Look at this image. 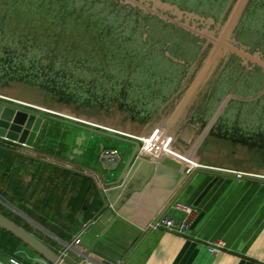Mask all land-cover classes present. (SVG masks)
<instances>
[{
    "label": "rangeland",
    "instance_id": "1",
    "mask_svg": "<svg viewBox=\"0 0 264 264\" xmlns=\"http://www.w3.org/2000/svg\"><path fill=\"white\" fill-rule=\"evenodd\" d=\"M113 1L144 16L110 0H0V96L136 135L160 128L192 160L264 174V68L221 49L204 69L238 0ZM229 38L264 62V0H246ZM67 130H53L62 146Z\"/></svg>",
    "mask_w": 264,
    "mask_h": 264
},
{
    "label": "crops",
    "instance_id": "2",
    "mask_svg": "<svg viewBox=\"0 0 264 264\" xmlns=\"http://www.w3.org/2000/svg\"><path fill=\"white\" fill-rule=\"evenodd\" d=\"M28 121L33 128L39 124L32 146L0 143L8 148L0 149L9 152L4 160L0 154V214L4 212L55 252H64L69 263L264 264L263 183L198 173L185 185L193 172L186 175L184 164L179 162L180 167L174 168L158 159L154 160L151 178L139 191L105 203L101 197L106 190L104 184L115 178L118 170L103 162L101 153L104 149L115 150L120 170L133 146H111L117 142L113 138L88 132L77 146L81 130L31 115ZM55 127L70 131L66 145L58 144L60 137L54 135ZM52 137L57 141L52 142ZM68 143L70 151L66 153ZM197 162L217 172L264 178V174ZM180 204L198 210L186 234L150 229V223L162 213L181 217L176 210ZM76 238L80 239L77 244ZM217 242H222L223 247L210 252ZM69 244L71 248H67ZM88 251L87 257L81 259L82 253ZM11 259L22 264H50L21 239L13 250L0 243V264H9Z\"/></svg>",
    "mask_w": 264,
    "mask_h": 264
},
{
    "label": "water",
    "instance_id": "3",
    "mask_svg": "<svg viewBox=\"0 0 264 264\" xmlns=\"http://www.w3.org/2000/svg\"><path fill=\"white\" fill-rule=\"evenodd\" d=\"M245 3H246V0H238L231 15L226 21L219 37L215 40L213 39L214 46H213L210 57L204 69H207V67L213 62V60L219 54L221 49H224L230 53H234L244 60H251L257 63L262 68H264L263 61L250 56L248 53L244 52L242 49H239L236 46L228 43V40H230L229 37L231 36V32L234 26H236L238 22L239 14ZM153 13L159 15L160 17L164 19H167L174 23H178L191 32L199 34V32L190 28L187 24L184 25L181 22H179L178 19L172 20L171 18L164 16L158 13L157 11H153ZM28 115H31L32 117H36L43 121L51 120V121L59 122V123H62V124H65V125L81 130L82 132L80 136L76 138L77 146H80L81 142L85 140L86 138L84 135L85 132L94 133V134L102 135L105 137L113 138L119 141L126 142L133 146V150L128 160L125 162V164L120 170L118 169L117 164L113 165V169L118 170V172L115 178H113L112 180L104 184V187L106 188V190H104L101 193V197L103 198V201L105 203H106V200L113 203L115 199L119 197L127 198L132 193L139 191L149 181V179L151 178L153 174L155 163L153 160H151V158L148 155L140 154L139 152L140 143L137 140L130 138L129 136L125 134L114 132L113 130H109L108 128H103L96 124H92V123H88L83 120L71 118L64 114H56V113L47 112L39 107L24 104L22 102H19V101H16L8 97H4V96H0V129H2L0 131V136L5 135L10 140H15L18 143L25 144L26 147L32 146L33 141L36 137V130L39 124L37 128L36 127L33 128L30 121L27 122ZM0 148L8 149L2 145H0ZM15 153L26 156V157L28 156L18 151H15ZM162 162L165 164H169L170 166L174 168L180 167L179 162L172 160L168 157H164L162 159ZM141 167H146L147 170H142ZM198 173L215 175V176H227V177L237 178V179H247V180H252L254 182H257V183L264 184V178H247V176H241V175L234 174V173L230 174V173L217 172L209 168H199V169H196L189 176L185 185H187L191 181V179ZM181 191L176 196H174V198L170 201V203L168 204V209L175 203ZM163 215L164 213H162L159 217ZM0 227H2L3 229L11 232L12 234L20 238L23 242L28 244L35 251H37L41 256H43L50 264H71L63 257L64 252H62L61 254L55 252L51 247L43 243L33 234L27 232L21 226L17 225L16 223L11 221L7 217L3 216L2 214H0ZM88 253L89 251L82 253L81 259L86 258Z\"/></svg>",
    "mask_w": 264,
    "mask_h": 264
},
{
    "label": "built area",
    "instance_id": "4",
    "mask_svg": "<svg viewBox=\"0 0 264 264\" xmlns=\"http://www.w3.org/2000/svg\"><path fill=\"white\" fill-rule=\"evenodd\" d=\"M43 110L51 113L62 114L48 109H43ZM109 130H113L114 132L125 134L130 138L137 140L140 143V148H139L140 154L148 155L153 161L158 159H163L164 157H168L172 160L180 162L181 164H184L186 175H190L196 169L206 168L204 165L198 163L195 160H192L190 157L177 152L172 146V135L160 128L154 129L150 134L146 136L128 134L114 129H109ZM0 143H7L10 144V146L26 148L25 144L18 143L15 140H10L5 135L0 136ZM101 160L108 165H114L119 162V154L115 150L104 149L101 153ZM238 175L249 176V177L259 176L249 173H238ZM176 210L181 212V217L177 218L174 215H163L161 217L156 218L153 222L150 223L149 226L150 229L161 228L170 232L186 234L193 220L195 219L198 210L196 207L187 204L178 205L176 207ZM79 241L80 239L76 238L74 240V243L77 244L79 243ZM71 246L72 244H69L67 248H71ZM222 247H223V243L217 242L212 247L209 248V251L213 252L216 248H222ZM9 264H22V263H20L17 260L11 259Z\"/></svg>",
    "mask_w": 264,
    "mask_h": 264
},
{
    "label": "trees",
    "instance_id": "5",
    "mask_svg": "<svg viewBox=\"0 0 264 264\" xmlns=\"http://www.w3.org/2000/svg\"><path fill=\"white\" fill-rule=\"evenodd\" d=\"M57 1H60V0H1V4H32V5L33 4H36V5L40 4L42 6V4H54ZM32 2H35V3H32ZM107 5H108L107 7H110V9L113 11L114 14H116V13H131L133 17H137V18H139L140 16L141 17L144 16L140 13L138 14V13H135L134 11H129L130 9H126V7L124 5L114 4L113 0H110V4H107ZM133 14H135V15H133ZM115 18H117V17H115ZM0 154H1V158L3 160L7 159V157L9 156V152L4 151L2 149H0ZM1 213H3L4 216L8 217L4 212H1ZM19 241H20V239L17 236H15L11 232L0 227V243L4 244V247L9 246L10 250H13L15 248L17 242H19Z\"/></svg>",
    "mask_w": 264,
    "mask_h": 264
}]
</instances>
